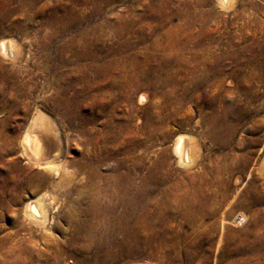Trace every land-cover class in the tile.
Masks as SVG:
<instances>
[{"label":"rangeland","instance_id":"1","mask_svg":"<svg viewBox=\"0 0 264 264\" xmlns=\"http://www.w3.org/2000/svg\"><path fill=\"white\" fill-rule=\"evenodd\" d=\"M0 38V264H264V0H0Z\"/></svg>","mask_w":264,"mask_h":264},{"label":"bare ground","instance_id":"2","mask_svg":"<svg viewBox=\"0 0 264 264\" xmlns=\"http://www.w3.org/2000/svg\"><path fill=\"white\" fill-rule=\"evenodd\" d=\"M226 1L227 0H219L220 3L226 2ZM0 56L9 58V60L11 62H13V64L22 62V59L24 57L22 50H21V47L19 45H16L11 40L9 41V40L3 39V38H0ZM226 109H227V107H226ZM40 118H42V117H40L39 114H35L32 117V122L30 124V127L28 128V130H26L24 132V134L21 138V144H22V150L25 152V154L28 155V157L30 156L31 158L34 159V162L35 161L39 162L42 165H45V167H46V165H50L54 161V159H56L59 151H58L57 144L55 141V134L50 132V129L45 124H44L45 126L40 127V128L35 125L36 123H38L39 120H41ZM229 128L231 131H233L234 127L230 126ZM214 129H215V127H214ZM195 150H196V148L194 147L192 140L189 139L188 137L186 138L183 135H180V136L178 135V137L175 139V141L173 143V151L176 155L177 160L181 163H184V164H187L186 162H189V161L193 162L192 159H194L193 157H195L196 152H197ZM189 165H190V163H189ZM261 169L264 172V165L261 167ZM40 177H41V180L44 181L45 176L43 174H41ZM35 200H37L36 203H33V201L32 202L27 201V203L25 204V207H24V213L26 216H28L30 218H35V220H36V219L42 218L44 216L45 209H44V205L42 203L41 198H38ZM239 215H240V217H238V218L236 217V222H240L241 218L244 217V215L242 213Z\"/></svg>","mask_w":264,"mask_h":264}]
</instances>
